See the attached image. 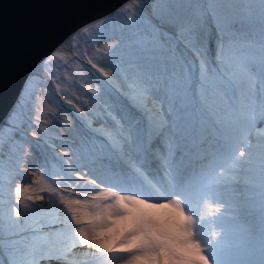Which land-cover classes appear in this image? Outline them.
Wrapping results in <instances>:
<instances>
[{
    "label": "snow or ice",
    "instance_id": "snow-or-ice-1",
    "mask_svg": "<svg viewBox=\"0 0 264 264\" xmlns=\"http://www.w3.org/2000/svg\"><path fill=\"white\" fill-rule=\"evenodd\" d=\"M153 2L142 0L137 11L158 22L163 17L164 24L133 33L125 45L102 53L100 62L114 71L88 61L100 83L88 91L114 92L123 101L96 114L99 127L83 125L94 167L76 166L69 152L58 153L63 174L46 172L50 186L37 178L28 189L16 186L15 195L35 192L27 197L33 202L45 201V194L57 196L69 214L73 241L120 253L121 264H264V211L258 233L244 222L240 205L229 209L219 233L214 221L205 227L209 216L221 212L208 201L216 186L236 191L242 178L247 184L257 171L264 208V140L245 143L247 154L239 151L246 111L256 103L248 83L253 73L260 78L264 103V0L258 20L244 0H170L163 12L153 9ZM54 59L64 57L53 52L38 71ZM68 180L72 184L62 187ZM82 184L95 186L94 195L77 191ZM12 213L21 217V208ZM85 221L87 226H79ZM2 236L0 229V248ZM8 243L13 253L8 264H62L63 256L39 230L9 231ZM0 264H5L2 256Z\"/></svg>",
    "mask_w": 264,
    "mask_h": 264
},
{
    "label": "rangeland",
    "instance_id": "rangeland-1",
    "mask_svg": "<svg viewBox=\"0 0 264 264\" xmlns=\"http://www.w3.org/2000/svg\"><path fill=\"white\" fill-rule=\"evenodd\" d=\"M141 6L142 0H127L119 6L120 8L118 7L115 10L116 12L113 11L106 17L96 19L94 20L95 22L91 21L83 27L81 26L79 30H75L74 34L70 35L71 38L70 36L67 38L66 43L68 42V47L65 51L56 48L63 55L64 59H54L52 64L43 66L42 71H38L41 62L32 69L23 85L24 88L22 87L21 93L4 120L7 121L11 117V123L5 125V122H3L1 124L3 128L0 130V229L3 231L2 239L4 240V244L0 248V256L3 257L5 264H8L9 256L13 255L8 243L9 231L30 232L39 230L49 241H52L51 243L55 247L56 254L62 255L63 258L71 256L66 249L60 252V249L63 248V243L68 241V238L62 233L66 231L65 225L64 229L58 226L57 220L63 216L61 213L63 205L58 197L49 193L45 194V201L33 202L27 199V197L34 195L35 192H25L18 197L15 195L14 189L19 185H23L25 189H28L32 181L36 180L26 170L28 162L32 158L43 169L42 178H44H40L42 179V186H50L51 179L48 174H45L46 172L51 173L53 170H57L63 174L57 154L63 153V151L68 149L79 150L83 140L87 136L83 125H91L94 128L99 127L100 125L96 123L95 119L96 114L105 111L110 112L115 104L120 101L117 99L119 96H116L114 92L109 94L102 91L100 96H93L88 91L91 82L100 84L97 70L88 61L91 60L93 64L99 63V66L104 67L106 71H114L108 65L100 62L102 53L111 54L113 45H125L133 33L145 29L151 30L157 23L164 24L163 17L158 22L150 18L148 13H139L137 9ZM243 6L247 8L248 14L251 17H259V0H244ZM169 7L170 0H158V2L154 0L152 3V8L160 12L167 10ZM106 37L107 39L115 40H111L112 42H109L105 46L101 45L100 42L104 41ZM56 49L53 51H57ZM53 51L46 58L50 57ZM46 58L42 61L46 60ZM250 80H248V83L254 89L256 103L249 106L246 111L243 121L245 125L243 127H245L244 137L247 139L245 138V141L239 145V151H244L246 154L249 152V149L245 146V143L257 145L264 140V137L258 136L255 142L252 143L250 141L251 137L248 135V138L245 135L246 131L252 133L256 129H264V122L262 124L259 123V121H264V119L262 117L257 119L255 111L257 104H259L260 108H264V103H261L262 87L259 83L257 85L254 80L253 82ZM114 83L117 86H121L122 84L120 81H115ZM69 100L72 101V105L67 103ZM100 102L104 104L109 102L112 107L110 106L107 108L108 110H105ZM74 106H78L83 111L79 113L75 112L73 110ZM90 109L92 110L91 114L89 113ZM112 114L114 115V113ZM76 130L79 132L76 135L79 138L75 137L73 133ZM32 132H37L38 135L33 137L31 135ZM82 136L84 139L80 140ZM56 148H59L60 152H57ZM87 164L89 168L94 167L91 162ZM223 164L225 167L228 164V160L225 159ZM53 166H55V169ZM85 171H88V169H85ZM71 184L72 180H68V184L62 185V187H68ZM251 186L260 188L258 171L248 177L247 184L243 182L242 178L236 191H232L226 186L223 187L228 188L226 189V193L229 196L235 197L234 201H223L220 199L218 192L221 188H219V185L216 186L218 196H209L208 201L210 204L214 203L213 205L215 206L220 205V202H239L238 204H242L241 206H244V208L251 206L260 207L262 205L261 188L259 190L252 189L250 188ZM33 187L40 186L33 185ZM65 195L67 196L68 193H65ZM18 200H23V204L18 205ZM17 206L21 208V217L19 218L14 217L12 213V209ZM56 210L57 212H55ZM219 217L221 216L219 215ZM214 224V230L218 232L216 222ZM52 236H54V239ZM84 256L86 255L80 256L76 261L68 262L67 264H80V260ZM121 256L122 254L104 255L105 258L101 257L97 259L94 264H120Z\"/></svg>",
    "mask_w": 264,
    "mask_h": 264
},
{
    "label": "water",
    "instance_id": "water-1",
    "mask_svg": "<svg viewBox=\"0 0 264 264\" xmlns=\"http://www.w3.org/2000/svg\"><path fill=\"white\" fill-rule=\"evenodd\" d=\"M124 1L0 0V123L31 70L66 34Z\"/></svg>",
    "mask_w": 264,
    "mask_h": 264
},
{
    "label": "bare ground",
    "instance_id": "bare-ground-1",
    "mask_svg": "<svg viewBox=\"0 0 264 264\" xmlns=\"http://www.w3.org/2000/svg\"><path fill=\"white\" fill-rule=\"evenodd\" d=\"M127 1V0H126ZM129 1V0H128ZM125 2V1H124ZM124 2H123V4H124ZM119 6H121V4L119 5ZM118 6V7H119ZM118 7H116V8H114L112 11H110L109 13H107V14H105V15H102V16H100V17H98V18H95V19H93V20H91V21H94V20H96V19H101V18H103V17H106L108 14H111L113 11H115ZM123 7V6H122ZM120 8V7H119ZM116 12V11H115ZM252 18H254V19H256V20H258V18H256V17H252ZM91 21H89V22H91ZM89 22H86L84 25H86L87 23H89ZM95 22V21H94ZM91 24V23H90ZM84 25H82V27L84 26ZM88 26V25H87ZM81 27V26H80ZM80 27H78L77 29L79 30V28ZM77 29H75V30H77ZM75 30H73V31H71V32H69L68 34H66L65 35V37L64 38H62V40L57 44V46L53 49V50H55L56 48H59V49H61V51H65L66 50V48L68 47V45H67V43H66V41H67V38L72 34H74L73 32L75 31ZM81 30V29H80ZM70 38H71V36H70ZM102 38H104V37H102ZM112 38H114V37H112ZM113 40H115V39H107V37H106V39L104 40V41H102V42H100V44L101 45H107L109 42H112ZM52 50V51H53ZM57 50V49H56ZM51 51V52H52ZM50 52V53H51ZM54 52V51H53ZM49 53V54H50ZM49 54L47 55V56H49ZM47 56H45L43 59H45ZM51 56V55H50ZM42 59V60H43ZM47 59V58H46ZM42 60L40 61V62H42ZM40 62H38L37 64H39ZM117 62H119V61H117ZM36 64V65H37ZM35 65V66H36ZM41 65V64H40ZM39 66V65H38ZM39 67H41V66H39ZM37 69V68H36ZM32 71V70H31ZM36 71V70H35ZM32 75V74H31ZM91 79V78H90ZM249 79H251L250 81H252L253 82V80H254V82L257 84V83H259V85L262 87V84H261V81H260V78H259V76H258V74L256 75V73H254V74H251L250 75V77L248 78V80ZM92 80V79H91ZM28 82V81H27ZM122 83V82H121ZM90 87L92 88V89H97V87L98 86H100V84H95L94 82H91L90 84ZM258 85V84H257ZM24 88V87H23ZM21 92H19V94H20ZM19 94H18V96H19ZM101 94V93H100ZM100 94L98 95V96H100ZM103 94V93H102ZM18 96H17V98H18ZM117 96V95H116ZM17 98H16V100H17ZM118 100H120L117 104H115V106L116 105H118V104H121V103H123V101H121V98L119 97V98H117ZM16 102V101H15ZM14 102V103H15ZM100 104H101V106L103 107V109H107L108 107H112V105L109 103V102H106L105 104L104 103H101L100 102ZM14 105V104H13ZM12 105V106H13ZM114 106V107H115ZM12 108V107H11ZM10 108V109H11ZM10 109H9V111H10ZM108 110V109H107ZM112 110V109H111ZM254 110H255V108H254ZM8 111V112H9ZM256 118L257 119H259V117L261 118L262 116H264V108H260L259 107V104H257L256 105ZM8 112H7V114H8ZM111 112V111H110ZM10 113V112H9ZM7 114L4 116V118L2 119V121H1V123H0V125L3 123V122H5L4 120L6 119V116H7ZM252 114V113H251ZM114 115H115V113H114ZM250 115V114H249ZM254 115V114H253ZM251 117V116H250ZM253 117V116H252ZM255 117V116H254ZM248 118V117H247ZM252 120V119H251ZM246 121V120H245ZM243 125H245V122H243ZM252 126V125H251ZM245 128V127H244ZM248 129V128H247ZM246 129V130H247ZM74 134H75V137H77V138H79V136H76L77 134H79V132L76 130V132H73ZM245 135L248 137V135H249V137H251V139H250V141L253 143V142H255V139L256 138H258V136H262V137H264V129L263 128H259V129H256V130H254V131H252V133L250 132V133H248L247 131L245 132ZM80 137H81V135H80ZM248 137V138H249ZM246 138V137H245ZM84 139V137L82 136V139H80V140H83ZM247 139V138H246ZM80 142H82V141H80ZM58 151L57 152H60V149L59 148H56ZM83 149V150H82ZM65 151H67V152H69V157H68V160H69V162L70 163H72V162H74V161H78L79 163L76 165V166H79V165H83L85 162L86 163H90V159H89V153H88V151H87V148L86 147H84V140H83V142H82V144H81V148L79 149V150H74V149H68V150H65ZM65 151H63V152H65ZM226 162V161H225ZM92 166V165H91ZM93 167V166H92ZM27 170V172L29 173V174H31L35 179H37V178H42V172H43V169L42 168H40L37 164H36V160H34L33 158L31 159V160H29V162H28V168L26 169ZM224 170H225V173L226 174H229V168H228V164H226V166L224 167ZM44 174V173H43ZM30 176V175H29ZM44 178V177H43ZM42 178V179H43ZM41 179V180H42ZM34 181V180H33ZM32 181V182H33ZM45 181V180H44ZM46 184V183H45ZM31 185V184H30ZM29 186V185H28ZM223 187H225V185L224 184H220L219 185V188H221V189H219V192H218V195H219V197H221V198H226V196H228V193H226V189H228V188H223ZM94 189H95V186H93V185H90V184H82L80 187H78V191H80V192H85V193H91L92 195H94ZM217 191H216V189H215V194L214 195H209V196H218L217 195V193H216ZM75 198H78V199H87L88 197H87V195H85V196H77V197H75ZM211 198V197H210ZM209 198V199H210ZM55 199V198H54ZM211 200V199H210ZM216 200V199H215ZM47 201H49V200H47ZM54 201V200H53ZM212 202H213V200H212ZM215 202V201H214ZM218 202V201H217ZM51 204V203H50ZM214 204V203H213ZM220 204V206H221V213H224V212H227V213H229V209L230 208H232V207H236L237 206V204L238 203H227V202H220L219 203ZM39 205V204H38ZM52 205V204H51ZM239 205V204H238ZM41 206V205H40ZM213 206H215V205H213ZM241 206V205H240ZM45 207V206H44ZM242 207V210L244 209H249V208H244V206H241ZM260 209H262V211H264V208H260ZM89 210H91V209H89ZM48 211V210H47ZM55 212H57V210L55 211ZM61 213L63 214V216L59 219V220H57L58 221V223H59V225H60V223L62 222V221H64L65 223H64V225H65V230L66 231H64V232H62L63 233V235H65V236H67V238H68V241H66V242H64L63 243V245H62V247L63 248H61L60 249V252H63L65 249H66V251H69V253L71 254V256H69V257H64L63 258V261H62V264H67L68 262H74V261H76L77 259H79V257L80 256H83V255H86V256H84V257H82V259L80 260V261H83L84 259H86V258H89V264H94L95 262H96V260L97 259H99V258H101V257H104V255L105 256H107V255H109V254H105V253H102V252H100L99 250H96V249H94V248H92V247H90V246H81V245H78L77 243H75L74 241H73V238H72V231L71 230H69L68 229V227H66V225H67V222H66V217H68L69 216V214L67 213V211H66V209H64V207H62V211H61ZM56 214V213H55ZM219 215H220V213H218L217 214V217L215 216V217H212V216H209V218H208V220H207V222H206V225H205V227L206 228H208V227H213V221L214 222H216V224H217V227H218V232L219 231H221L222 230V226L224 225V220L223 219H220V217H219ZM56 217V216H55ZM244 219H245V217H244ZM256 219V218H255ZM43 220V219H42ZM53 220H54V218H53ZM52 222V221H51ZM244 222H246V223H249V224H251L252 225V227H253V229H257V228H259V226L255 223V222H250V221H247V220H244ZM47 223V222H46ZM51 225V224H50ZM58 225V226H59ZM57 226V227H58ZM79 226H87V222L85 221L82 225H79ZM74 227H77V225H75L74 224ZM214 227H215V224H214ZM59 228V227H58ZM64 229V228H63ZM57 230V229H56ZM226 233H227V231H228V229H227V227H224V229H223ZM63 231V230H62ZM257 231V233H258V230H256ZM56 233V232H55ZM52 234H54V233H52ZM51 234V235H52ZM58 234V233H57ZM50 235V236H51ZM62 235V236H63ZM58 236V235H57ZM53 237V239H54V236H52ZM57 239V238H56ZM52 240V239H51ZM54 241V240H53ZM58 241V240H57ZM50 242H52V241H50ZM68 246H69V248H68ZM111 255V254H110ZM112 257V256H111ZM105 258V257H104ZM107 258V257H106ZM113 258V257H112ZM104 260V259H103ZM98 262V261H97ZM121 264V263H120Z\"/></svg>",
    "mask_w": 264,
    "mask_h": 264
}]
</instances>
